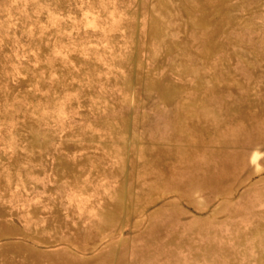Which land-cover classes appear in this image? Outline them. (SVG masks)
Wrapping results in <instances>:
<instances>
[{"label":"rangeland","instance_id":"rangeland-1","mask_svg":"<svg viewBox=\"0 0 264 264\" xmlns=\"http://www.w3.org/2000/svg\"><path fill=\"white\" fill-rule=\"evenodd\" d=\"M0 264H264V0H0Z\"/></svg>","mask_w":264,"mask_h":264}]
</instances>
